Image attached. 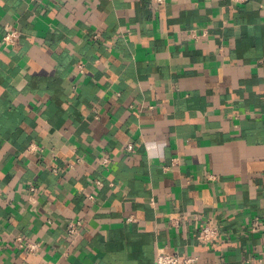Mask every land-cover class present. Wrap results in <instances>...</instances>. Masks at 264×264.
Instances as JSON below:
<instances>
[{
	"label": "crops",
	"instance_id": "0c3cea01",
	"mask_svg": "<svg viewBox=\"0 0 264 264\" xmlns=\"http://www.w3.org/2000/svg\"><path fill=\"white\" fill-rule=\"evenodd\" d=\"M171 253L264 264V0H0V264Z\"/></svg>",
	"mask_w": 264,
	"mask_h": 264
},
{
	"label": "built area",
	"instance_id": "2783aa9c",
	"mask_svg": "<svg viewBox=\"0 0 264 264\" xmlns=\"http://www.w3.org/2000/svg\"><path fill=\"white\" fill-rule=\"evenodd\" d=\"M165 0H150L153 5L160 6L164 4ZM234 4H244L249 0H230ZM19 32L18 30L11 25L5 27L2 34V43L5 47L13 46L18 39ZM126 150L131 152L132 145L128 144L126 146ZM102 163L106 164L108 160L106 158H102ZM99 184V183H98ZM81 226V222L79 220H68L66 222L65 230L69 237L74 238L78 233V229ZM258 226V222L253 224V230H256ZM218 235L216 227L211 222H206L202 225L199 234L198 240L205 244L212 243ZM17 248L23 249L27 253H36L40 250V244L28 241H22V239H16ZM155 264H198L197 256L195 255H185L179 256L176 253L171 254H159L155 259Z\"/></svg>",
	"mask_w": 264,
	"mask_h": 264
}]
</instances>
